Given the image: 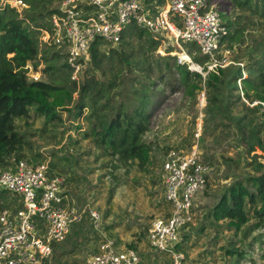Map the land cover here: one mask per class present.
<instances>
[{"label":"rangeland","instance_id":"374dc122","mask_svg":"<svg viewBox=\"0 0 264 264\" xmlns=\"http://www.w3.org/2000/svg\"><path fill=\"white\" fill-rule=\"evenodd\" d=\"M61 1L34 0L26 1V5H16L15 0H2V4L16 7L21 17L26 18L27 26L41 31L49 21L47 11L56 8ZM210 5H215L234 23L230 32L235 34V39L225 41L223 50H228L232 61L247 64L252 48H264V18L251 17L234 8L231 0H212ZM178 20L177 16L175 21ZM41 33V52L47 51L48 55L54 51L63 52L61 47L44 44ZM147 38L146 34L142 38L133 37L135 54L144 55L140 46L146 45ZM160 40L159 46L145 53L151 64L154 65L157 56L172 54L181 62L180 58L188 54L183 40L172 36ZM112 46L120 48L119 45L103 44L101 50L108 52ZM187 62L190 69L206 74L191 56ZM91 63L88 60L85 70ZM45 66L42 60L38 67L30 63L29 76L50 79V74L43 71ZM144 68L148 70V65L145 64ZM205 106L204 92L198 96L197 102L185 98L182 90L166 92L144 137L152 146L151 161L144 168L136 161L122 162L104 153L92 140L84 138L87 126L84 120L69 119L67 111L62 112L63 122L57 123H46V119L34 110L30 116L16 119L17 129L27 141L24 159L33 164L47 163L51 172L63 175L69 202L83 212L82 221L71 225V233L59 243L57 254L60 257H53V264H85L105 238L115 240L121 248L136 245L145 264H162L170 259L168 253L151 250L148 238L152 222L167 216L171 208L164 196L163 164L171 149L188 152L197 142L196 134L202 136ZM240 108V104H236L234 112ZM78 124L82 128H78ZM230 130L227 132L225 126L209 127L205 140L199 141L203 159L210 169L205 190L194 199V220L183 234L182 244L189 264H264L261 256L264 224L257 227L258 218L251 215V221L236 231L229 229L226 221L217 222L208 215L228 186L257 173L251 164V155L238 143L234 126ZM15 164L10 167L0 164V174ZM12 195L9 193L7 197ZM10 202L9 198L7 203ZM8 207L20 208L14 203ZM38 221L46 223L41 219ZM234 247L244 252L243 257L228 251Z\"/></svg>","mask_w":264,"mask_h":264},{"label":"trees","instance_id":"16d2710c","mask_svg":"<svg viewBox=\"0 0 264 264\" xmlns=\"http://www.w3.org/2000/svg\"><path fill=\"white\" fill-rule=\"evenodd\" d=\"M144 1L152 7L165 3V0ZM231 4L251 17L264 18V0H231ZM55 10L53 8L47 13L50 15ZM221 16L229 28L224 40L232 41L235 34L230 29L234 23L227 14L221 13ZM26 21L16 7L2 4L0 0L2 166L10 167L26 157L24 147L27 141L17 129L16 119L28 117L34 110L46 119V123L63 122L62 112L67 111L69 119L84 120L87 125L84 138L92 140L104 153L122 162L136 161L139 167L144 168L150 163L152 152V146L144 137L166 92L182 90L185 98L196 102L204 92L205 118L199 141L205 140L209 127L225 126L230 132L234 126L238 143L251 155V164L257 172L228 186L208 215L217 222L226 221L227 227L236 231L251 221V215L258 218L257 227L264 224V120L259 108L251 107L241 95L238 84V79L243 76L241 66L208 70V57L191 42H184L188 54L203 67L206 74L190 69L188 62H178L172 54L157 56L153 65L145 53L159 46L160 38L164 36L155 37L133 25L124 32L118 44L120 48L112 46L105 52L101 49L107 43H94L89 58L91 66L84 70L83 79L77 82L71 79L65 53L54 51L48 55L47 51L41 52V31L31 29ZM145 34L148 35L146 45L140 46L144 55H137L133 37L142 38ZM41 60L46 63L43 71L50 74L48 80L32 78L28 74L29 64L38 67ZM145 64L148 70L144 68ZM244 65L247 72L242 79L244 98L249 102L257 99L264 101V48H252ZM236 104H240L241 108L234 112ZM78 128L82 126L78 124ZM9 193L12 192L0 188V210L13 203L22 206L16 198L20 197L14 193L7 197ZM9 198L11 202L7 203ZM58 246L54 245L48 264H53V257H60ZM129 247L137 248L134 244ZM179 247L184 249L182 243ZM228 251L239 257L244 255L235 247ZM261 256L264 260V249Z\"/></svg>","mask_w":264,"mask_h":264},{"label":"built area","instance_id":"2783aa9c","mask_svg":"<svg viewBox=\"0 0 264 264\" xmlns=\"http://www.w3.org/2000/svg\"><path fill=\"white\" fill-rule=\"evenodd\" d=\"M25 2L15 0L16 5H26ZM133 25L155 37L172 36L195 43L208 57V70L241 66V95L251 107L259 108L264 120V101L249 102L243 96L245 65L232 61L228 50H223L229 28L210 0H165L156 7L144 0H62L49 15L40 38L44 44L63 49L71 79L79 82L94 43L118 45L126 29ZM180 59L187 62L190 56L185 53ZM196 135L197 142L188 152L171 149L163 164L164 196L171 208L167 216L152 222L148 233L151 250L170 255L162 264H189L179 246L194 220V199L205 190L210 169L199 148L200 134ZM65 187L66 178L51 172L47 163L33 164L22 159L0 174V188L16 194L22 202L17 210H0V264H48L54 245L65 241L71 225L83 219V212L69 202ZM38 219L46 223L40 224ZM85 264L145 263L138 249L121 248L115 240L105 238Z\"/></svg>","mask_w":264,"mask_h":264},{"label":"water","instance_id":"95a60500","mask_svg":"<svg viewBox=\"0 0 264 264\" xmlns=\"http://www.w3.org/2000/svg\"><path fill=\"white\" fill-rule=\"evenodd\" d=\"M199 71V70H198Z\"/></svg>","mask_w":264,"mask_h":264}]
</instances>
